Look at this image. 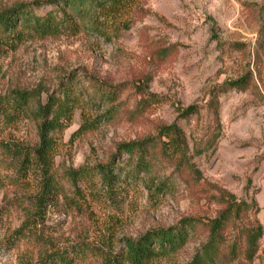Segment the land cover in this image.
Instances as JSON below:
<instances>
[{
	"label": "rangeland",
	"instance_id": "rangeland-1",
	"mask_svg": "<svg viewBox=\"0 0 264 264\" xmlns=\"http://www.w3.org/2000/svg\"><path fill=\"white\" fill-rule=\"evenodd\" d=\"M31 1L0 0V9ZM133 5L135 23L111 42L84 25L75 35L17 43L0 32V96L15 88L38 89L44 101L73 84L80 98L69 125L56 135V199L19 236L37 175L20 182L0 165V264L35 263L56 251L71 252L75 264H124L128 239L193 218L200 222L185 247L155 262L186 264L207 240L208 221L220 215L224 201L233 200L257 205L231 216L216 264H264V0H133ZM88 80L117 90L115 101H99ZM232 80H241L243 89L228 87ZM89 95L96 103H89ZM110 106L114 117L103 119ZM83 109L95 126L76 135ZM170 126L184 133L198 175L181 174L174 161L160 156L149 175H136L124 155L115 188L104 183L98 167L112 162L119 143ZM38 141L36 121L0 120V142ZM79 168L86 174L72 178L69 170ZM255 223L263 234L255 259L248 261L242 230ZM233 246L235 259L229 255Z\"/></svg>",
	"mask_w": 264,
	"mask_h": 264
},
{
	"label": "trees",
	"instance_id": "trees-1",
	"mask_svg": "<svg viewBox=\"0 0 264 264\" xmlns=\"http://www.w3.org/2000/svg\"><path fill=\"white\" fill-rule=\"evenodd\" d=\"M47 7L51 9L44 14L39 13ZM136 13L133 0H33L1 8L0 32L8 34L12 42L17 43L34 36L45 38L62 34L75 35L84 25L85 31L111 42L131 28L136 21ZM85 81L87 80H84V83ZM88 82L94 93L99 94V101L104 103L115 101L117 90L105 91L101 84H91L92 80ZM243 85L241 80L228 82V87L231 88L243 89ZM63 88L61 94H49L44 101L42 91L38 89L15 88L0 96V120L8 123L28 119L37 122L39 141L36 145L0 142V165L4 162L5 170H13L17 181L21 182L33 173L37 175L38 180L37 192L29 198V204L26 206H23L24 203L21 204L25 219L22 226L16 230L15 235L18 236L23 233V229H31L44 218L49 206L56 199V180L52 176L54 158L58 150L56 135L69 125L74 111L80 106V98L73 84ZM83 90L79 93L84 92ZM89 97V103H96L95 99L90 95ZM102 107L103 104L99 105L98 109L101 110ZM89 116L83 109V124L76 135L94 128L96 119L89 121L87 119ZM101 116L103 119L113 118V106ZM218 137L216 135L210 140L208 148L214 147ZM186 147L187 140L181 129L176 126L163 127L157 135L119 143L112 162L99 166L98 170L104 183L111 190L115 188L120 178L117 167L119 159L124 155L128 157L127 162L133 167L136 175L142 173L149 175L159 156L174 161L181 174L189 170L198 175L199 171L191 164ZM85 172L84 168L69 170L72 178L79 179L86 174ZM224 202L226 205L220 215L207 223V240L186 264H216L225 244L226 225L231 216L234 213L244 214L257 205L255 200L251 205L248 202L237 203L235 200ZM198 222L200 221L197 219L184 218L176 226L155 228L137 239H128L124 245V252L121 253L124 264H155L157 260L177 253L190 241ZM242 232L245 259L253 261L259 251L263 227L255 223L243 228ZM236 249L235 246L230 249L231 259L237 258ZM22 264H75V258L69 251L45 252L35 263L27 261Z\"/></svg>",
	"mask_w": 264,
	"mask_h": 264
}]
</instances>
